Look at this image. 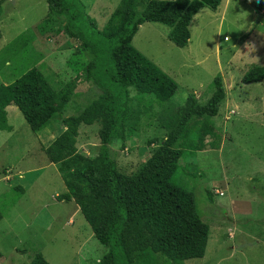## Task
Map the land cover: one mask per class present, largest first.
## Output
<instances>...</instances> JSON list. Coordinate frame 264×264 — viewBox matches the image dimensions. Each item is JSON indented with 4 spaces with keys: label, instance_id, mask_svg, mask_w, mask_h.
I'll list each match as a JSON object with an SVG mask.
<instances>
[{
    "label": "rangeland",
    "instance_id": "1",
    "mask_svg": "<svg viewBox=\"0 0 264 264\" xmlns=\"http://www.w3.org/2000/svg\"><path fill=\"white\" fill-rule=\"evenodd\" d=\"M81 1L99 27L120 2ZM254 4L262 7L264 0H230L224 12L225 0L216 11L201 9L184 48L170 42V29L157 23L141 25L132 40L143 55L158 57L178 88L163 103L134 98L133 105L140 110L134 119L137 132L123 146L120 140L110 145L121 173L130 174L146 161L166 137L167 116L184 104L188 93L205 103L217 76L225 89L218 115L204 118L215 129L216 137L210 139L214 146L183 157L175 175L193 193L196 210L209 227L203 258L184 264H264V86L241 82L252 66L264 65V13ZM47 13L45 0L2 4L0 84H10L36 68L55 91L71 87L70 101L63 108L67 117L95 99L98 90L81 75L91 57ZM148 101H154L152 110H144ZM6 111L12 130L0 131V264H28L36 253L49 264H98L107 249L93 238L74 202L58 201L65 187L44 152L64 126L55 120L34 133L16 106ZM98 129L97 122L79 126L78 153L89 158L97 154ZM206 189L213 201L207 199ZM228 231H233V238Z\"/></svg>",
    "mask_w": 264,
    "mask_h": 264
},
{
    "label": "trees",
    "instance_id": "2",
    "mask_svg": "<svg viewBox=\"0 0 264 264\" xmlns=\"http://www.w3.org/2000/svg\"><path fill=\"white\" fill-rule=\"evenodd\" d=\"M5 1L0 0V17ZM45 1L47 16L79 41L91 57L82 66L81 75L98 94L76 114L64 117L71 87L65 92L55 91L43 74L32 68L10 84H0V131L12 130L6 111L10 105L18 108L34 133L55 120L64 126L44 152L56 165L65 187L58 201L74 202L93 238L107 249L98 264H184L202 259L209 227L196 210L193 193L175 175L183 157H192L215 144L214 140L210 142L216 137L215 129L204 118L219 113L225 98L221 77L214 78V91L205 103L188 93L184 104L167 116L166 137L132 173L119 171L110 145L120 140L123 146L137 132L134 119L140 110L133 105L134 98L163 103L178 88L170 76L133 46L140 26H167L168 40L184 48L197 13L203 8L215 11L222 0H147L143 4L141 0H120L102 27L86 13L81 0ZM241 82H261L264 86V65L252 66ZM131 89L136 95L131 96ZM152 103L148 101L144 110H152ZM94 122L99 124V148L89 158L77 152L75 141L79 126ZM14 190L23 192L22 187ZM204 192L213 201L212 193L208 189ZM2 216L0 211V220ZM28 264L49 263L36 253Z\"/></svg>",
    "mask_w": 264,
    "mask_h": 264
},
{
    "label": "crops",
    "instance_id": "3",
    "mask_svg": "<svg viewBox=\"0 0 264 264\" xmlns=\"http://www.w3.org/2000/svg\"><path fill=\"white\" fill-rule=\"evenodd\" d=\"M230 5V0H225V5L223 6V12L228 8V6ZM219 8V7H218ZM140 29V28H139ZM138 29V30H139ZM190 43V42H189ZM139 49H141L143 51V48H141V46H139ZM143 53H145L143 51ZM146 54V57L149 58L151 61H153L160 69H162L161 65H160V62L158 60V57L155 56V55H152V53L148 52L145 53ZM9 107V106H8ZM8 107L6 108V110L8 109ZM79 210V208H78Z\"/></svg>",
    "mask_w": 264,
    "mask_h": 264
},
{
    "label": "built area",
    "instance_id": "4",
    "mask_svg": "<svg viewBox=\"0 0 264 264\" xmlns=\"http://www.w3.org/2000/svg\"><path fill=\"white\" fill-rule=\"evenodd\" d=\"M262 12H264V6H263V9H262ZM216 193L222 195V193H219L218 191H216ZM228 235L230 238H233V231H228Z\"/></svg>",
    "mask_w": 264,
    "mask_h": 264
},
{
    "label": "clouds",
    "instance_id": "5",
    "mask_svg": "<svg viewBox=\"0 0 264 264\" xmlns=\"http://www.w3.org/2000/svg\"><path fill=\"white\" fill-rule=\"evenodd\" d=\"M220 4H221V3H220ZM219 6H220V5H219ZM219 6H218V7H219ZM263 6H264V5H263ZM263 6H262V9H263ZM216 10H217V9H216ZM216 10H215V11H216ZM260 11H261V13H264V12H262V10H260Z\"/></svg>",
    "mask_w": 264,
    "mask_h": 264
}]
</instances>
